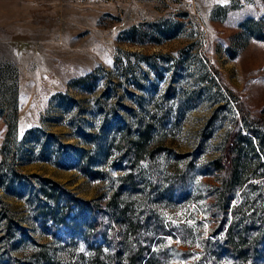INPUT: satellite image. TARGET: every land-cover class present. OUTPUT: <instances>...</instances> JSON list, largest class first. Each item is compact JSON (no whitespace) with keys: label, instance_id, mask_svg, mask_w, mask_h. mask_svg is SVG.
Masks as SVG:
<instances>
[{"label":"rangeland","instance_id":"1","mask_svg":"<svg viewBox=\"0 0 264 264\" xmlns=\"http://www.w3.org/2000/svg\"><path fill=\"white\" fill-rule=\"evenodd\" d=\"M84 203L101 259L264 264V0H0V264H90ZM231 228L243 259L213 246Z\"/></svg>","mask_w":264,"mask_h":264},{"label":"trees","instance_id":"2","mask_svg":"<svg viewBox=\"0 0 264 264\" xmlns=\"http://www.w3.org/2000/svg\"><path fill=\"white\" fill-rule=\"evenodd\" d=\"M237 108L239 109L240 113V120L244 119L246 120V123L249 122V110L247 109V106L243 103H238ZM258 126L263 125V121L261 119L257 120ZM247 129L250 131L252 135H256L257 133L255 129L251 126H248ZM248 137L243 134L242 131L234 130L230 132L227 136L224 149H223V155L214 161L210 168L215 170L216 172H219L221 174H224L223 178V187L225 194L229 197L228 202L230 203V197L235 193V190L237 187L242 186V181L240 179L241 175V164H240V152L242 150V144L245 141H248ZM137 155H140L144 150V144H141L137 149ZM127 189L126 194L131 193L134 188L136 187L134 180L131 177H119L118 179ZM120 194H116L114 196L113 202L119 198ZM115 204V203H114ZM85 206H90V209L92 210V224H91V232L93 231V234L89 235L88 238L90 241L94 240L97 241V248L95 249L97 255L93 258L90 264H124L122 255L120 253V249L114 251L113 257H107L104 259H101V256L99 253L102 252L104 245L107 243V233L103 229L102 223L100 219H96L95 216V205L92 203H84ZM83 205V206H84ZM117 234V233H116ZM114 235V240H117V235ZM121 245V244H120ZM214 248L218 250V253L222 250L224 252H228L235 256L238 259H243L246 255V252L248 249H246V240L244 237H240L239 239L233 234V229H229L228 231V237L222 241V242H216L213 244ZM256 245H252L251 248H254ZM126 248V251H129V258L127 259L128 264H143L145 259L144 251L145 249L140 248L138 251H133L131 244H125L124 249ZM44 262V264H61L58 260H54L51 257H49L47 254H43L41 258ZM155 258L152 257L147 260L145 264H156Z\"/></svg>","mask_w":264,"mask_h":264}]
</instances>
